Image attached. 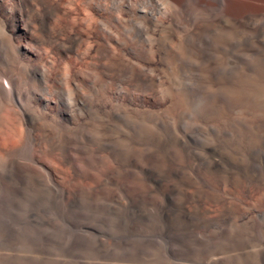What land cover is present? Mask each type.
Here are the masks:
<instances>
[{"label":"rangeland","instance_id":"374dc122","mask_svg":"<svg viewBox=\"0 0 264 264\" xmlns=\"http://www.w3.org/2000/svg\"><path fill=\"white\" fill-rule=\"evenodd\" d=\"M68 1L70 2L69 8L72 7L69 9L71 18H74L75 20H77V22L81 23L82 28L85 30V36L84 37L86 40L89 39V40L85 41V44L83 46V53L81 55V58L85 64L84 67H85L86 77H87L86 78L87 85H86V90H85V91H87V92H85V96H86L85 99L89 98V99H86L87 110L92 111L94 109L93 103L95 101L94 98L97 94H95V92H93V90L90 89V87L93 86V87H95V89L98 90L99 98H101L100 100L105 101V102H107V101L112 102L114 109L116 108V105H117V107H119V103H121L123 111L120 107L121 110L119 109V111L121 113L119 112L118 117H123L125 115L123 117V119H124L123 121L117 122V120H116L114 122L115 123L114 127L119 126L118 128H114L113 126H110L109 129H107L105 127L100 128V130L103 132V134L107 135L108 139H110L112 141L115 140L114 142L118 143V145H120V146L121 145L123 146L124 143H127V138L124 137V133L127 134L129 131L128 134H130V142L131 143L129 142L128 146L130 148L137 146V149H140L141 146L138 145V143L141 142V139L145 140L144 144L147 145L148 148H155V146H156L155 141L158 140L159 136H160L159 138H162V137L167 138L168 137L167 138L168 143L170 145L173 144L171 146V148L172 149L177 148L178 150H180L178 152L177 149L176 150L173 149L174 151H176L175 152V154H177L176 156H178L177 160L180 161L178 163H180L181 166H183L184 169H186V171L189 174H190V170L187 168L189 167V164L192 163L191 158L193 156V155L191 156L192 153H190V152L194 151L195 153L198 154V155L196 154L198 157L200 155L199 158L197 157L198 161L195 162L196 167L198 165H200L201 158L202 159L206 158V160H205L206 163L204 164V166L202 165L203 167H199V169H198V170L203 171L202 175H201V176H203V177H201L202 179L199 180V183H195L193 181L194 183L189 184L188 189H187V196L188 197L190 196V198H193V199L194 198L198 199V196H199L198 194H200L199 192H203V193H201L202 194V201H203L201 204V208L199 207L198 203L196 201H193V200H190V202H188L186 204V206H187V209L189 208L188 209L189 211L190 210L191 211H195V210L197 211V208H198V210L203 211L204 212L203 217L205 218V221L209 222V223L211 222L212 225H214V226L207 229V231L205 232L202 230V228H198L199 223L196 224V222H193V224H191L192 222L191 223H186V222L181 223V221H178V220L172 221V219H169L167 216H165V215L163 216L162 214L160 215L159 214L160 212L157 210V207L156 206L153 207V203L149 198H146L147 200L144 198L138 199L136 196H131L130 194H128L127 197H123V196L118 195L117 197L119 200H116L113 197L112 204L109 208V203H110L109 199L110 198H108V195L104 192H101V193L99 192L98 194H96V196L91 197V198H85V197L83 198L82 197L83 200H82V198H78V199L73 200L71 202H69V201L67 202L66 198H61V199H63V200H61L59 197H57V195L55 197V195L51 194L48 190L44 191V189H42V188L40 189V187H34L29 180H25L24 183L19 184L18 187H19L20 191L18 193H15V194L9 193L8 192L9 189L6 188L7 185H5V188H4L3 184L0 183V185H2V186H0V191L3 192V193L0 192V202H1L0 203V205H1L0 206V211H1L0 212V264H42V263L43 264H58V263L59 264H73V263L74 264H90V263H92V264H108V263L115 264V262H116V264H138V263L139 264L140 263L141 264H145V263L146 264L147 263L148 264H170V263L171 264H199V263L200 264H203V263L208 264V260L212 259V258H213L212 259L213 264H226V263L227 264H264V257L262 256L264 253V249H263V247H264V245H263L264 244V180H263L264 176H261L260 174L259 175L256 174L254 177H250V178L249 177L246 178V177H243L240 175H234V176L230 177V176L224 175L218 169L215 170L213 167L208 166V164H210L209 162L213 158L218 160L219 157H220L219 159H222V161H224V160L225 161H237V160L240 161L241 160L240 162L243 161V163H247L249 161V158L255 157L256 160L258 159L257 160L258 163H261V165H264V30H263L264 21L263 22H260V21L256 22L255 21V23H253L254 24L253 30H257L259 33V37L254 40L256 42L252 41L253 44L256 46V49L258 51L257 55L253 54V52H252L254 45H252L251 42L249 44L248 41H245V42L243 41V45L241 47L242 48V55H243V60H242L243 63L241 64V66L234 64V61L231 58H228L226 56L220 57L221 53H222L221 51L219 53L216 52L217 56L215 58H217V59H223L224 58L228 64V66L232 67L233 70H230L231 71L230 73L232 75L228 71L221 72L222 74L223 73L224 74L222 75L221 73H219L220 79L216 78V79H219L221 81L217 80L218 82L217 81L215 82V79H214V81H212V80L206 78V76L203 74V71L207 72L205 70L209 71V69H210V66L207 63L205 66L203 65L200 67L202 69V70L200 69L202 71V72L200 71V73L203 76L202 77L203 79L201 78V81L203 80L202 81L203 83L202 82L199 83L200 81L198 80V78H196L197 80L192 79L190 77V75H187L188 72L190 74V69H191L190 65H188V64L183 65V63L180 61V57L177 56L179 54H176L175 52H173V50H171L168 47V45H163V44L158 43L156 41V44H154L152 46L153 48H151L149 46H148V48L147 47L142 48L143 43H142L140 37H137V34L135 32H133V31L131 32L129 30L127 31L121 25L117 24L118 22L121 23L122 21H123L122 24L123 23L126 24L128 20L133 19L132 20L133 23H131V24L133 27H137L138 26L137 21L139 18H141V20H139V22L142 20H145V18H143L144 14H145L144 12L145 11L148 12V11L153 9L151 5L147 4L146 0H137V1L136 0H129L130 2L128 0H121V1L120 0H106V1L105 0H99L100 5L98 4V0L97 1L96 0H92V1L91 0H77V1L76 0L75 1L74 0H68ZM111 1H113V2L111 3ZM118 1H120V2H118ZM138 1H141L140 2L141 4H139ZM132 2H134L133 5H132ZM72 3H73V5H72ZM9 4H11V1H9ZM112 4H113V6H112ZM127 5H128V7H127ZM131 6L134 7V10ZM116 7L119 10L116 9ZM122 7L124 8V10ZM141 8H143V9H141ZM127 9H128V11H127ZM111 10H113V11L111 12ZM168 10L169 9H167L165 11L166 13L163 12L161 15L158 13L157 14L158 16L157 15L156 16L159 19L163 20L164 28L166 30L171 26L170 24H172L173 27H174V25L177 26V27H174V30L177 31L176 32L177 33L176 34V36H177L176 40L180 41V37H182L184 35L183 34L185 32L184 30L188 26H186L187 24H185V23H184V25L186 27L183 25V22L181 21V17L177 16L175 11H173L172 9L169 11ZM125 11H126V13H125ZM88 12H89V14H88ZM108 12H110V13H108ZM131 12H133V13H131ZM168 12H169V14H168ZM107 13H108V15H107ZM134 13L136 15H134ZM93 14H94L95 18H94V16H90ZM132 14L136 18L135 20H134V17ZM141 14H143V15H141ZM163 14H164V16H163ZM167 14H168V16H167ZM100 16L104 17V18L105 17L106 18L108 17V18H107V20H105L106 18L101 19ZM109 16L112 18L111 21L114 24L113 25L114 31L116 33L119 32L117 34L120 37V38L118 37L119 39H117V37H115L113 35L108 36V34H106V32H104V30H99V31L94 30L95 29V20L94 19L104 20L105 22H107L109 20V23L112 24ZM91 17L94 19H92ZM162 17H163V19H162ZM123 18H125L127 20L125 21ZM179 18H180L181 22L179 21ZM86 19H88V20H86ZM170 19L172 22L170 21ZM87 21L91 24H88ZM257 23H258V25H256ZM85 25H86V27H85ZM87 26H88V29H87ZM115 27H117L118 29ZM121 28H122V30H121ZM133 33H135V34H133ZM226 33L227 32H221V30H219V32L216 35V38L229 39L230 36ZM119 34H121L122 36ZM128 34H130V35H128ZM158 35H159L158 33H155V35L153 36L155 38V40L157 38H159ZM178 36H180V37H178ZM89 37H91V38H89ZM121 37H123L125 40H127V42L122 38L124 41L123 42L121 40ZM126 38H128V39H126ZM230 38H232V37H230ZM130 39H131V41L133 39V41L132 42L129 41ZM103 40H105V41H103ZM125 43H126V45H125ZM139 44H142V45H139ZM248 44L251 47L248 46ZM112 45H113V47H112ZM107 46L111 50H115V54L117 52V55H115V57L111 58V57H106L103 55L102 51ZM136 47H138V48H136ZM101 48H103V49L101 50ZM122 49L125 50L126 53H124ZM153 49H155V51ZM142 50H144V51H142ZM48 52L50 53L51 49H49ZM134 52H135V55H134ZM137 52H139L140 54L138 53L139 54L138 55ZM142 53H143V55H142ZM168 53H169V55H168ZM118 55H119V57H118ZM152 55H154V56H152ZM192 55H194V54H192ZM128 56L130 59H128ZM134 57H136V58H134ZM218 57H220V58H218ZM137 58H138V60H137ZM194 58H195L194 60L198 59V58H196V55H194ZM103 61H104V63H103ZM132 61L134 63L133 64L134 68L133 67L131 68ZM198 61L199 60L196 61V64L198 63ZM143 62L148 67H151V69L155 68L154 70H156V72L161 74V80L158 79L155 83L153 81H146V82L140 81L139 71H138L139 65L138 64L143 63ZM175 62H178V63H175ZM181 63H182V65H181ZM124 65H126V66H124ZM70 68H71V65H70L69 69ZM79 68H80L79 66H76L74 69L79 70ZM188 68H189V71H188ZM171 69H173V71ZM164 70H165V72H164ZM174 70L176 71L175 74H173ZM133 71H135V72H133ZM233 71H234V73H233ZM177 72L178 73L180 72L179 75L181 74V72H182V74L179 76ZM166 74H168V75H166ZM176 75L179 77L176 78L177 77ZM231 76H233V77H231ZM180 78L182 79L181 83H180V81H181ZM166 79H167V81H166ZM185 79H186V81H185ZM205 80H206V82H205ZM88 83H89V85H88ZM209 83H211V84H209ZM145 85L147 86V88H145L146 87ZM169 86H170V88H169ZM96 87H98V88H96ZM150 87H152V88H150ZM176 87H177V89H176ZM209 88H211L212 90L214 89L215 92ZM181 89H183L184 91H182ZM170 90H173V91H170ZM190 90H191V92H190ZM228 90H229V92H228ZM185 91H187V93L190 96H188V94ZM140 92L142 94H140ZM155 92H157V93H155ZM171 92H173V93H171ZM86 93H89V94H86ZM225 93H226V95H224ZM143 94H145V95H143ZM203 95H204V97H203ZM216 95L218 97H216ZM111 96H113L114 98ZM92 97H93V99H92ZM103 98H105V99H103ZM115 98L117 99V102H119V103H116ZM127 99L129 101H127ZM111 107L112 106L108 104V106H106V108L103 110V112H101V114H99V115H101V117H112L109 115V113H106V112L110 111L109 108L111 109ZM138 116H139V118H138ZM160 118L162 121L160 120ZM125 119H127V120H125ZM152 120H154L155 123H156V120H158V121L155 124L154 121H152ZM161 123H163L164 125H162ZM122 124H123V126H122ZM126 124H128V125L126 126ZM138 124H139V126H138ZM202 124H204V125H202ZM235 124H237V125H235ZM165 125H167V126H165ZM200 125H202L204 131ZM162 126H164V128ZM205 126H207V127H205ZM134 127H135V130H133ZM169 127H170V129H169ZM242 127H244V128H242ZM143 128L144 129L146 128V129L144 130ZM161 128L164 129L165 131L161 130ZM185 128H186V130H185ZM250 128H252V129H250ZM141 129H143V130L141 131ZM166 129H169V130H166ZM114 130H116V131H114ZM198 130L200 131L199 134L197 132ZM241 130H242V132H241ZM136 131H137L138 136H136V133H135ZM170 131H171V133H170ZM172 131H173L174 135L176 134L175 136L173 135V138L178 137V135L179 136L183 135V132L185 133V131H187L186 133L189 134L191 136V138H188L185 140H180V141L176 140L177 138L173 139L172 138ZM228 131H230V132H228ZM235 131H237V132H235ZM106 132H107V134H106ZM112 132L115 133L113 136H112V134H113ZM138 132L140 134H138ZM157 132H158V134H157ZM207 132H208V135H207ZM210 133H212V134H210ZM200 134H201V136H200ZM213 134H214V136H213ZM108 135H110V136H108ZM132 135H133V137L131 138ZM141 135H144V136H142V138H141ZM236 135H238V136H236ZM204 136H206V137L204 138ZM208 136H209V138H207ZM239 136H240V138H239ZM134 137H135V141H134ZM169 138H171L172 140H169ZM197 138H198V140H197ZM205 139H207V140H205ZM101 140H102V138H101ZM152 140H155V141L153 142ZM226 140L228 143L225 142ZM184 141L186 143H184ZM205 141H207L209 144ZM258 141H260V142H258ZM203 142L207 143L208 145H206V144L203 145L204 144ZM134 143H135V145H134ZM180 144L182 146H185V147H182ZM185 144H187V145H185ZM202 145H203V147H202ZM215 145H217V146H215ZM219 146H220V148H219ZM200 147H202V148H200ZM197 148H199V149H197ZM214 148H215V150H214ZM216 149L218 152L216 151ZM185 150H186V152H185ZM224 150H225V152H223ZM181 155H183V156H181ZM149 156L150 155H146L149 162H152V163H150L151 168H152V166L154 167V164H153V161L151 160V157H149ZM179 156H181L183 158H180ZM185 156L188 157L189 160ZM258 156H260V157H258ZM207 158L210 161L207 160ZM160 161L164 166L166 161H164V160H160ZM113 162L114 161L111 162V160L105 159L104 163L101 162L98 165V168L100 167L99 168L100 170L98 169V173L99 172L103 173L104 172L103 170H106L108 168H113V167L115 168L116 164H115V162L113 164ZM150 165H149V167H150ZM205 165H207V166H205ZM111 166H113V167H111ZM262 167H264V166H262ZM151 168H149V169H151ZM197 168H196V171H197ZM202 169H204L205 172ZM133 170H135V178H134L135 180L134 181L136 182V179H137L136 183L140 187L141 190L142 189L143 190L145 189V191L148 189L150 190L151 189L150 187L155 185L154 184L155 179H156L155 181H157V180L160 181V178H158V176H152V175H149L146 173H142V172L138 171V169L137 170L133 169ZM159 171L160 170L156 169L155 172H159ZM209 172H211V173L209 174ZM217 172H219V173H217ZM150 176H151V178H150ZM168 179H170V180H168ZM248 180H249V182H248ZM259 180L261 182H259ZM138 181H140L139 184H138ZM163 181L162 182L165 184V185L163 184L165 187H173V188H177V189L182 188L183 183H184V180L180 176L170 177V175H166V177L164 178ZM84 185L86 187H88L89 189H94L97 186V184L92 180H85ZM148 185H150V186L148 187ZM156 187L158 188V185L154 186V188H156ZM196 187H198L199 189ZM192 188H194V189H192ZM196 189L199 192L196 191ZM196 192H198V193L196 194ZM176 196L178 198L183 197L182 195L179 196V194H176ZM4 197H5V199H4ZM48 197H50V198H48ZM95 198H97V199H95ZM50 199H52V200H50ZM143 201H145V202H143ZM150 201H151V204L149 205L148 203H150ZM3 202H4V205H3ZM54 203L55 204L57 203V204L55 205ZM194 203H196V204H194ZM223 203H225V204H223ZM34 204H36V205H34ZM125 204H126V206H124ZM163 204L166 205L167 202L163 201ZM77 206L79 209H77ZM83 206H84V208H83ZM202 206H203V208H202ZM204 206H206V207H204ZM64 208H65V210H64ZM45 210H47V211H45ZM112 210H114V212ZM231 211H232V213H231ZM93 213H94V215H93ZM116 213H118V214H116ZM100 214H102V215H100ZM122 216H125V219ZM81 219H82V221H81ZM155 219H157V220H155ZM82 222H84V223H82ZM103 222H106V223H103ZM88 223H89V225H87ZM95 223H97V224H95ZM99 223L101 224V226ZM112 223H113V225H112ZM78 224H85L86 226L92 228L93 229L92 231H95V232L90 233L88 230L86 232V229L79 226ZM122 226H124V227H122ZM147 227H148V229H147ZM191 230H192V232H191ZM202 235H204V236H202ZM258 236H259V238H258ZM201 241H203V242H201ZM243 243L245 244L244 246H243ZM105 244L107 245V248H106ZM153 245L155 247H153ZM195 249L196 250L198 249V250L196 251ZM240 249H241V251H240ZM248 251H249V253H248ZM239 252H242V253H239ZM153 253H154V255H153ZM208 253H209V255H208ZM250 253L252 256H250ZM47 256H48V258H47ZM97 256H99V257H97ZM102 257H104L105 259ZM248 257H249V259H248ZM54 259H56V260H54Z\"/></svg>","mask_w":264,"mask_h":264},{"label":"bare ground","instance_id":"6f19581e","mask_svg":"<svg viewBox=\"0 0 264 264\" xmlns=\"http://www.w3.org/2000/svg\"><path fill=\"white\" fill-rule=\"evenodd\" d=\"M9 1H11V4H9ZM120 1H118V2H120ZM112 2L113 1H111V3ZM138 2H139V4H141L140 3L141 1H138ZM146 2L148 5H151L153 9L151 8L152 10H150L148 12L147 11L144 12L145 14H144L143 18H145V20H142L139 22V20H141V18H139L137 21V24H138L137 27L132 26L131 23H133L132 22L133 19L128 20L126 24H124V23L122 24L123 21L121 23L118 22L117 24L121 25L127 31L129 30L131 32L132 31L135 32L137 34V37H140V39L143 43L142 48H145V47L148 48V46L153 48L152 46L154 44H156V41L158 43L163 44V45H168V47L171 50H173V52H175L176 54H179L177 56L180 57V61L183 63V65L184 64L190 65V68H191L190 74L188 72L187 75H190V77L192 79L198 78V80L200 81L199 83H201L203 81V80L201 81V78L203 76L200 73V71L202 70L200 67L203 65L205 66L207 63L210 66V69L208 71V70H205L206 69L205 68L204 70L207 72L203 71V74L206 76V78H208L212 81H214V79H215V82L217 80L221 81V80H219L220 79L219 73L226 72V71H228L230 73L231 72L230 70H233L232 67L228 66V64L224 58L223 59L215 58L217 56L216 54L219 53L220 51L222 52L220 57L226 56L228 58H231L234 61V64L241 66V64L243 63V61H242L243 55H242V48H241L243 45V41L244 42L248 41L249 44L251 42V44L254 45L253 42H256L254 40L259 37V33L257 30H253V26H254L253 23H255V21L256 22L257 21L258 22L264 21V0H146ZM69 3L70 2L68 0H0V183L3 184L4 188H5V185H7L6 188L9 189L8 190L9 193L15 194V193H18L20 191V189L18 187L19 184L24 183L25 180H29L34 187H40V189L42 188V189H44V191L48 190L51 194L55 195V197L57 195V197H59L60 199L66 198L67 202L68 201L71 202L73 200H76V199L82 198V197L83 198L84 197L85 198H91V197L96 196V194H98L99 192L100 193L104 192L108 195V198H110L109 199L110 200L109 208L112 204L113 197L116 200H119L117 197L118 195L123 196V197H127L128 194H130L131 196H136L138 199L149 198L153 203V207L154 206L157 207V210L160 212V213L159 212L158 213L160 215L161 214L163 216L165 215L169 219H172V221L173 220L174 221L175 220L181 221V223L182 222H184V223L185 222L186 223L192 222L191 224H193V222H196V224L199 223L198 228H202V230L206 232L207 229L211 228L214 225H212L211 222L209 223V222L205 221V218L203 217V214H204L203 211L198 210L197 207H196L197 211L196 210L195 211H191V210L189 211L188 210L189 208L187 209V206H186V204L188 202H190V200H193V201H196L198 203L199 207L201 208V204L203 202L201 193H203V192H199L196 189V191H198L201 195L198 194L199 195L198 199H195V198L193 199V198H190V196L189 197L187 196V189H188L189 184H192L194 182L199 183V180L202 179L201 177H203V176H201V175H202L203 171L198 170V169H199V167L204 166V164L206 163L205 162L206 158L205 159L201 158V160L199 159L200 165H198L197 166L198 168H197L195 165L196 164L195 162L198 161V158L200 157V155L198 157L197 156L198 154L195 153L194 151L190 152V153H192L191 156L192 155L193 156L191 158L192 163L189 164V167L187 168L190 170V174H189L186 171V169H184V167L181 166L180 163H178L180 161L177 160L178 156H176L177 154H175L176 151L173 150L175 148H173V149L171 148V146L173 144L170 145L168 143V140H167L168 137L167 138H165V137L159 138L160 137L159 136L158 140H156V141L152 140L153 142L155 141V143H156L155 148H148L147 145L144 144L145 140L141 139V142L138 143V145L141 146L140 149H137V146L136 147L131 146L132 148H130L128 146V143L130 142V134H128L129 131L127 134L124 133V137L127 138V143H124L123 146L118 145V143L114 142L115 140L112 141V140L108 139L107 135L103 134V132L100 130V128L105 127L107 129H109L110 126L114 127L115 126L114 122L116 120H117V122L123 121L124 120L123 117L125 115L124 116L122 115L123 117H118L119 112H120L119 109H120V107L122 109V106H121V103L117 102L116 98H115L116 103H119V107H117V105H116V108L114 109L112 102H110V101L105 102V101L100 100L101 98H99V92L93 86L90 87V89L93 90V92H95V94H97L96 96L94 95L95 96V98H94L95 101L93 103L94 109L92 111L87 110L86 99H89V98L85 99V97H86L85 92H87V91H85L86 85H87V80H86L87 77H86V71H85V67H84L85 64L81 58V55L83 53V46L85 44V41H87L89 39H87V40L85 39V37H84L85 36V30L82 28L81 23L77 22V20H75L74 18H71L69 9L72 7L69 8V5H70ZM133 3L134 2H132V5H133ZM98 4H99V0H98ZM72 5H73V3H72ZM112 6H113V4H112ZM117 7H116V9H118ZM127 7H128V5H127ZM132 8L134 10V7H132ZM141 9H143V8H141ZM167 9H169V10L172 9L173 11H175L176 15L181 17V21L183 22V25L185 23V24H187L186 26H188V27L190 26L189 28L188 27L186 29L184 28L185 32L183 31L184 35L182 37H180L181 33L179 34L180 36H178V37H180V41L176 40V38H177L176 32L177 31L174 30V27H177V26L174 25V27H173V25L170 24L171 26L166 30L164 28L163 20H161L157 17L158 13L161 15ZM123 10H124V8H123ZM112 11L113 10H111V12ZM127 11H128V9H127ZM108 13H110V12H108ZM108 13H107V15H108ZM125 13H126V11H125ZM131 13H133V12H131ZM88 14H89V12H88ZM168 14H169V12H168ZM168 14H167V16H168ZM134 15H136V14L134 13ZM134 15H133V17H134ZM141 15H143V14H141ZM90 16H94V14L90 15ZM163 16H164V14H163ZM94 18H95V16H94ZM94 18H92V19H94ZM100 18L102 19L104 17L100 16ZM107 18L105 20H107ZM109 18L111 21L112 18L110 16H109ZM123 19L125 21L127 20L125 18H123ZM135 19L136 18L134 17V20ZM162 19H163V17H162ZM86 20H88V19H86ZM94 20H95V29L94 30H97V31L104 30V32H106V34H108V36L113 35V36L117 37V39L120 38L117 35L119 32L116 33L114 31V28H113L114 24L112 21H111L112 22V24H111V23H109V20L107 21L108 23L105 22L104 20H99V19H94ZM170 21H171V19H170ZM179 21H180V18H179ZM87 23L91 24L88 21H87ZM256 25H258V23ZM85 27H86V25H85ZM115 28H117V27H115ZM87 29H88V26H87ZM121 30H122V28H121ZM219 30H221V32H227L226 34H228L232 38H230V37H229V39L216 38V35L219 32ZM263 30H264V28H263ZM135 33H133V34H135ZM155 33L159 34L158 35L159 38L156 37L157 38L156 40L153 37L155 35ZM119 35H121V34H119ZM128 35H130V34H128ZM89 38H91V37H89ZM122 38L123 37H121V40L123 41L124 38L123 39ZM126 39H128V38H126ZM103 41H105V40H103ZM125 41L127 42V40H125ZM129 41H131V39ZM132 41H133V39H132ZM249 44H248V46H250ZM125 45H126V43H125ZM139 45H142V44H139ZM112 47H113V45H112ZM136 48H138V47H136ZM49 49H51V52H50L51 54L48 52ZM102 49L103 48H101V50ZM153 50L155 51V49H153ZM142 51H144V50H142ZM102 52H103V55L106 57L112 58V57H115V55H117V52L115 54V50H111L108 46L105 47ZM123 52L126 53L125 50H123ZM252 52H253V54H256V55L258 54V51H257L255 45L253 46ZM138 53L139 52H137V54ZM192 54L196 55V58H198V59L194 60L195 58H194V55H192ZM134 55H135V52H134ZM142 55H143V53H142ZM168 55H169V53H168ZM152 56H154V55H152ZM118 57H119V55H118ZM220 57H218V58H220ZM134 58H136V57H134ZM138 58H137V60H138ZM128 59H130L129 56H128ZM197 60H199V61L196 64ZM103 63H104V61H103ZM175 63H178V62H175ZM182 63H181V65H182ZM133 64L134 63L132 61V66L130 65L131 68L132 67L134 68ZM70 65H71V68L69 69ZM138 65H139L138 71H139L140 81H144V82L153 81L155 83L158 79L161 80V74L156 72V70H154L155 68L151 69V67H148L146 64H144V62L139 63ZM76 66L80 67L79 70L74 69ZM124 66H126V65H124ZM171 70L173 71V69H171ZM188 71H189V68H188ZM133 72H135V71H133ZM164 72H165V70H164ZM175 72L176 71L174 70L173 74H175ZM179 73H178V75H179ZM233 73H234V71H233ZM181 74H182V72H181ZM166 75H168V74H166ZM179 76H177L176 78H178ZM231 77H233V76H231ZM216 78H219V79H216ZM180 80H181L180 81V83H181L182 79L180 78ZM166 81H167V79H166ZM185 81H186V79H185ZM205 82H206V80H205ZM211 83H209V84H211ZM88 85H89V83H88ZM96 88H98V87H96ZM145 88H147V86ZM150 88H152V87H150ZM169 88H170V86H169ZM176 89H177V87H176ZM209 89H211V88H209ZM181 90L184 91L183 89H181ZM170 91H173V90H170ZM212 91H214V89ZM141 92H140V94H142ZM185 92L187 93V91H185ZM190 92H191V90H190ZM228 92H229V90H228ZM155 93H157V92H155ZM171 93H173V92H171ZM86 94H89V93H86ZM143 95H145V94H143ZM224 95H226V93ZM188 96H190V95L188 94ZM111 97H113V96H111ZM203 97H204V95H203ZM216 97H218V96L216 95ZM92 99H93V97H92ZM103 99H105V98H103ZM127 101H129V100L127 99ZM108 104L111 105L112 107H111V109L109 108L110 111H108V112L105 111V112L109 113V115L112 117H101V115H99V114H101V112H103V110L106 108V106H108ZM122 111H123V109H122ZM138 118H139V116H138ZM125 120H127V119H125ZM154 120H152V121H154ZM158 120H156V123ZM160 120H161V118H160ZM154 123H155V121H154ZM163 123H161V124L164 125ZM127 125L128 124H126V126ZM202 125H204V124H202ZM202 125H200V126L202 127ZM235 125H237V124H235ZM122 126H123V124H122ZM138 126H139V124H138ZM165 126H167V125H165ZM207 126H205V127H207ZM118 127H114V128H118ZM162 127L164 128V126H162ZM242 128H244V127H242ZM143 129H141V131ZM169 129H170V127H169ZM169 129H166V130H169ZM202 129H203V127H202ZM250 129H252V128H250ZM133 130H135V127ZM161 130H164V129L161 128ZM185 130H186V128H185ZM114 131H116V130H114ZM203 131H204V129H203ZM186 132L187 131H185V133L183 132V135L180 134L181 136L178 135V137H176L177 139L175 137L174 138L176 140H179V141L191 138V136L189 134H187ZM197 132L199 134L200 131L198 130ZM228 132H230V131H228ZM235 132H237V131H235ZM241 132H242V130H241ZM135 133H136V136H138L137 131ZM170 133H171V131H170ZM106 134H107V132H106ZM114 134L115 133H113L112 136ZM138 134H140V133L138 132ZM157 134H158V132H157ZM210 134H212V133H210ZM173 135L174 134L172 131V138H173ZM207 135H208V132H207ZM108 136H110V135H108ZM142 136H144V135H141V138H142ZM200 136H201V134H200ZM213 136H214V134H213ZM236 136H238V135H236ZM132 137H133V135L131 136V138ZM205 137L206 136H204V138ZM101 138H102V140H101ZM207 138H209V136ZM239 138H240V136H239ZM169 140H172V139L169 138ZM197 140H198V138H197ZM205 140H207V139H205ZM134 141H135V137H134ZM205 142H207V141H205ZM225 142H227V140ZM258 142H260V141H258ZM184 143H186V142L184 141ZM207 143H204L203 145H205V144L208 145L209 143L208 144ZM134 145H135V143H134ZM185 145H187V144H185ZM203 145H202V147H203ZM215 146H217V145H215ZM182 147H185V146H182ZM202 147H200V148H202ZM219 148H220V146H219ZM197 149H199V148H197ZM214 150H215V148H214ZM179 151L180 150H178V152ZM216 151H217V149H216ZM185 152H186V150H185ZM223 152H225V150ZM146 155H150L149 157H151V160L153 161L154 167L152 166V168H151L150 163H152V162H149ZM181 156H183V155H181ZM181 156H179V157L183 158ZM258 157H260V156H258ZM186 158L188 159V157H186ZM219 158H218V160L213 158L211 161L207 158V160L210 161V162L208 161L210 163V164H208V166L213 167L215 170L218 169L224 175H227L230 177L234 176V175H240V176H243L246 178L254 177L256 174H258V175L260 174L261 176H264V167H262L264 165H261V163H258L257 162L258 159L256 160L255 157L249 158V161L247 163H243V161L240 162L241 160L240 161H238V160L237 161H225V160L222 161V159H219ZM105 159L111 160V162L114 161L116 164V167L114 168L113 166H111L113 168H108L106 170H103L104 171L103 173H100V172L98 173V169L100 168V167L98 168V165L101 162L104 163ZM160 160L166 161L164 166ZM114 162H113V164H114ZM149 165H150V167H149ZM205 166H207V165H205ZM149 168H151V169H149ZM196 168H197V171H196ZM133 169H136V170L138 169V171L152 175V176H158V178H160V181L159 180L155 181L156 179L154 180V184L158 185V188L157 187H156L157 189L154 188V186H155L154 185V186L150 187L152 190L151 189L150 190L148 189L146 191H145V189L141 190L140 187L136 183L137 179H136V182L134 181L135 180L134 179L135 178V170H133ZM156 169L160 170V171L155 172ZM202 170H204V169H202ZM204 172H205V170H204ZM211 172H209V174ZM217 173H219V172H217ZM166 175H170V177L180 176L184 180L183 187L180 189L179 188L178 189L173 188V187H165L163 180L166 177ZM150 178H151V176H150ZM170 179H168V180H170ZM85 180H92L97 184V186L94 189H89L88 187H86L84 185ZM139 182L140 181H138V184H139ZM248 182H249V180H248ZM259 182H261V181L259 180ZM0 186H2V185H0ZM149 186L150 185H148V187ZM194 188H192V189H194ZM196 188H198V187H196ZM198 192H196V194ZM1 193H3V192H1ZM176 194H179V196L182 195L183 197L178 198L177 197L178 195L176 196ZM48 198H50V197H48ZM83 198H82V200H83ZM4 199H5V197H4ZM52 199H50V200H52ZM95 199H97V198H95ZM61 200H63V199H61ZM151 201H150V203H148L149 205L151 204ZM163 201H166L167 204L164 205ZM4 202H3V205H4ZM143 202H145V201H143ZM194 204H196V203H194ZM223 204H225V203H223ZM34 205H36V204H34ZM78 206H77V209H79ZM124 206H126V204ZM204 207H206V206H204ZM83 208H84V206H83ZM202 208H203V206H202ZM64 210H65V208H64ZM45 211H47V210H45ZM112 211L114 212V210H112ZM231 213H232V211H231ZM116 214H118V213H116ZM93 215H94V213H93ZM100 215H102V214H100ZM122 217H124V219H125V216H122ZM155 220H157V219H155ZM81 221H82V219H81ZM82 223H84V222H82ZM103 223H106V222H103ZM95 224H97V223H95ZM78 225L85 228L86 232H87V230L90 233L95 232V231H92L93 230L92 228L86 226L85 224H78ZM87 225H89V223ZM112 225H113V223H112ZM100 226H101V224H100ZM122 227H124V226H122ZM147 229H148V227H147ZM191 232H192V230H191ZM202 236H204V235H202ZM258 238H259V236H258ZM201 242H203V241H201ZM244 245L245 244L243 243V246ZM153 247H155V246L153 245ZM106 248H107V245H106ZM263 249H264V247H263ZM240 251H241V249H240ZM239 253H242V252H239ZM248 253H249V251H248ZM153 255H154V253H153ZM208 255H209V253H208ZM250 256H252L251 253H250ZM262 256L264 257V253ZM97 257H99V256H97ZM47 258H48V256H47ZM102 258H104V257H102ZM212 259L208 260V264H213ZM248 259H249V257H248ZM54 260H56V259H54ZM90 264H92V263H90ZM108 264H110V263H108ZM115 264H116V262H115Z\"/></svg>","mask_w":264,"mask_h":264}]
</instances>
